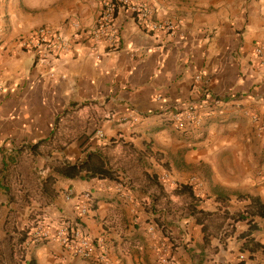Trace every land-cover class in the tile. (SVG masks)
Instances as JSON below:
<instances>
[{"label": "crops", "instance_id": "1", "mask_svg": "<svg viewBox=\"0 0 264 264\" xmlns=\"http://www.w3.org/2000/svg\"><path fill=\"white\" fill-rule=\"evenodd\" d=\"M145 1L178 30L148 33L122 12L118 42L93 50L99 0H0V233L33 216L51 233L67 221L108 251L105 262L84 260L56 240L29 241L38 264H264V248L242 251L246 223L212 220L223 227L206 241L199 222L200 212L237 215L250 196L264 201V132L251 118L264 115V0ZM75 22L87 33L70 53L43 62L20 44L44 26L71 37ZM210 96L222 104L205 128L180 134L164 123L166 110L191 102L205 112ZM95 152L121 181L55 172ZM255 238L264 247L263 224Z\"/></svg>", "mask_w": 264, "mask_h": 264}, {"label": "built area", "instance_id": "2", "mask_svg": "<svg viewBox=\"0 0 264 264\" xmlns=\"http://www.w3.org/2000/svg\"><path fill=\"white\" fill-rule=\"evenodd\" d=\"M101 3V12L97 18L95 26L87 33L80 23H73L74 34L69 37L58 31L54 27L44 26L36 29L29 37L23 38L20 42L22 48L33 49L41 53L43 62L54 58L59 54L70 53L75 44L80 39L86 37V33L94 41L93 50H96L100 43L108 42L112 45L119 40V31L116 25L117 16L122 12H128L132 15L138 25L148 33H174L178 30L179 24L172 20L161 21L156 19L154 9L145 0H99ZM256 55L262 58L264 65V49H256ZM203 77L198 75L196 81L201 82ZM210 94V93H208ZM203 103L205 112L202 107L191 102L181 109L166 110L162 116L164 123L169 125L175 132L185 134L192 129H203L207 126L212 113V109L222 104L221 99L210 96ZM253 123L259 131L264 132V115L254 114L251 116ZM138 118L133 122L137 123ZM101 138L104 137L102 132L99 133ZM169 179L164 176L163 180ZM119 189H124L123 184H118ZM75 198L72 190L66 193V200L71 201ZM82 202L80 213L86 216L90 210L91 194L84 193L79 197ZM77 223L62 222L59 224L55 233H51L42 226L35 227L31 232L30 242L39 244L46 240H56L62 247L67 249L74 256L90 260L98 259L105 262L107 257V247L103 241L93 239L89 234L76 226Z\"/></svg>", "mask_w": 264, "mask_h": 264}, {"label": "trees", "instance_id": "3", "mask_svg": "<svg viewBox=\"0 0 264 264\" xmlns=\"http://www.w3.org/2000/svg\"><path fill=\"white\" fill-rule=\"evenodd\" d=\"M55 172L59 177L68 180L97 178L100 180L121 181L118 171L109 166L105 156L100 152L90 153L82 161H79L76 164L59 166ZM177 191L181 193H189L192 198H195L193 188L190 186H180ZM249 199V205L237 215H230L229 213H226L224 216H221L219 214L214 215L211 213L200 212L202 216L199 219V222L204 226L206 241H209V238L214 234V227L216 230L223 227L220 223L214 224V220L221 219L225 220V222L232 220V226L241 222L246 223L248 226V230L242 233L239 237V240L243 242L242 251H248L253 254L262 250L264 247L257 242L255 234L262 230V224L264 225V201L260 197L250 196ZM30 221L33 226L31 225L22 231L16 230L18 233L16 242H14V238H11L8 243L9 245L11 244V250L14 249V245L19 247L23 260L26 261V264H38V261L35 258H27L28 248L26 247V244H29L32 228L38 226V220L35 216L31 217ZM233 235L234 233L232 232L226 233V237H231ZM0 264H8L6 247L4 242L1 240V237Z\"/></svg>", "mask_w": 264, "mask_h": 264}, {"label": "rangeland", "instance_id": "4", "mask_svg": "<svg viewBox=\"0 0 264 264\" xmlns=\"http://www.w3.org/2000/svg\"><path fill=\"white\" fill-rule=\"evenodd\" d=\"M5 215L4 211L0 208V218L2 219ZM18 236V233L11 230V233H0L1 240L4 242L6 247V254H7V262L8 264H26V261L23 260L22 253L19 250V247L17 245H14V249L11 250V244L9 245V241L11 238H14L16 242V238ZM28 258V255H27Z\"/></svg>", "mask_w": 264, "mask_h": 264}]
</instances>
